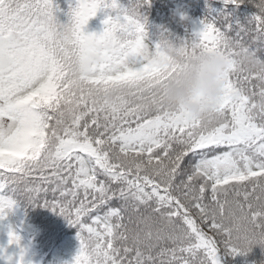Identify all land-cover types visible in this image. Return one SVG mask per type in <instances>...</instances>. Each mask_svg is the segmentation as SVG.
Returning <instances> with one entry per match:
<instances>
[{
    "label": "snow or ice",
    "instance_id": "6c2138e0",
    "mask_svg": "<svg viewBox=\"0 0 264 264\" xmlns=\"http://www.w3.org/2000/svg\"><path fill=\"white\" fill-rule=\"evenodd\" d=\"M252 2L246 23L204 19L179 43L229 59L217 110L196 119L161 100L174 43L149 46L150 0H69L66 22L54 0H0V219L20 200L64 216L72 264H221V248L264 239V0ZM99 9L104 29L86 33Z\"/></svg>",
    "mask_w": 264,
    "mask_h": 264
},
{
    "label": "trees",
    "instance_id": "16d2710c",
    "mask_svg": "<svg viewBox=\"0 0 264 264\" xmlns=\"http://www.w3.org/2000/svg\"><path fill=\"white\" fill-rule=\"evenodd\" d=\"M76 1L71 0L70 2L74 3ZM157 1L153 0V2ZM190 1L170 0V16L167 15L165 17V24L160 16L152 17L143 13L147 17L145 29L154 28L157 33V31L165 29V26L168 25L180 26L172 28V37L170 39L173 43H180L184 38L183 36L190 37L194 30L202 27L201 21L204 19L216 18L221 20L224 15H228L233 23L239 21L244 24L257 12L252 0H243L238 5L225 4V0H199L198 4H190ZM58 2V0L54 1V5H59ZM128 2V0H119V3L125 6ZM66 7L69 8V5H66ZM213 9H220V13L213 11ZM58 12H61V10ZM105 15L104 9V12L98 14V19L103 21ZM95 22H98L97 17H92L87 24L94 26L92 23ZM100 26L99 28L102 31L105 25L102 23ZM176 30L178 31L177 35L174 34ZM147 39L153 47L160 41L158 36L149 34H147ZM261 59H264V55L261 56ZM48 198L51 199V194H49ZM21 202L23 203L21 208L23 214L21 216L27 222L28 225H26L33 236L35 251L33 253L36 256L39 255L40 258L38 264H72L80 246V241L77 238L78 227L71 225L64 216L49 208L39 205L33 207L26 205L23 200ZM14 219L13 207L7 210V214L3 219H0V230L2 231L0 234V248H4L6 252L8 249L19 248L22 242V238L14 225ZM10 228L20 237L19 245L9 243L8 232ZM219 254L222 256L223 264H264V245L261 244L250 245L248 250H241L235 255L229 250L221 248Z\"/></svg>",
    "mask_w": 264,
    "mask_h": 264
},
{
    "label": "clouds",
    "instance_id": "9594fccd",
    "mask_svg": "<svg viewBox=\"0 0 264 264\" xmlns=\"http://www.w3.org/2000/svg\"><path fill=\"white\" fill-rule=\"evenodd\" d=\"M182 51L179 43L165 45V52L171 58L167 68L174 72L160 85L161 100L167 108L183 110L190 117H208L217 110L229 59L218 49L197 48L187 56ZM95 59L98 61L100 57ZM254 244L264 245V239L241 241L240 247L247 249Z\"/></svg>",
    "mask_w": 264,
    "mask_h": 264
},
{
    "label": "rangeland",
    "instance_id": "374dc122",
    "mask_svg": "<svg viewBox=\"0 0 264 264\" xmlns=\"http://www.w3.org/2000/svg\"><path fill=\"white\" fill-rule=\"evenodd\" d=\"M54 1H56V0H54ZM58 1L59 2L61 1L62 4L59 3V5H58L59 6V9L55 11V14L57 15V17L59 18L60 21L66 22L68 20L67 12H68V9H69V8L66 7V5H69V0H58ZM76 2L71 3V5L74 7L75 4H76ZM169 2H170V0H158L157 2H153V0H150V3L145 4V5L142 6L141 11L145 15H148V16H150V15L152 17L160 16V18H162L164 20L163 22L165 24V17L167 15H169L170 14V11H171V9L169 8ZM195 3L198 4L199 3V0H191L190 1V4H195ZM54 7H55V5H54ZM63 8H64V10H63ZM60 10H61V12H58ZM213 11L220 13V9H218V10L213 9ZM101 12H104V9H99L97 11L96 15L93 16L95 18L97 17V20H98V22L92 23V24H94V26H89L91 24H86L84 26V29L83 30L86 33H97V34L100 33L101 28H99V27H101L100 25L102 24V20L101 19H98V14L101 13ZM105 12L108 13L109 10L105 9ZM178 27H180V26H177V25H168V26H165V29L160 30V31H157L158 34L156 33V31H155L154 28H148V30H146V32L149 35L156 36V37L158 36V38L160 40L162 38H165V37L170 40L171 37H172V33H171L172 28H178ZM174 34L177 35L178 34V31L177 30L174 31ZM183 37L186 38V36H183ZM147 42L149 43V46L151 47L150 42L148 40H147ZM23 202L26 204L25 201H23ZM19 214H20V211H19ZM1 232L2 231L0 230V234H1ZM16 254H17V252L14 251L13 252V258L14 259H15ZM219 258H220L221 264H223V259H222V256H220V254H219ZM24 262H25V258H24ZM29 262H31V264H37L39 262V255L37 257L29 258L26 261V263L29 264ZM0 264H6L5 260L4 259H0Z\"/></svg>",
    "mask_w": 264,
    "mask_h": 264
}]
</instances>
